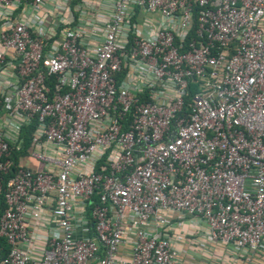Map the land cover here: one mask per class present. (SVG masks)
Segmentation results:
<instances>
[{
	"label": "built area",
	"instance_id": "1",
	"mask_svg": "<svg viewBox=\"0 0 264 264\" xmlns=\"http://www.w3.org/2000/svg\"><path fill=\"white\" fill-rule=\"evenodd\" d=\"M0 240L264 264V0H0Z\"/></svg>",
	"mask_w": 264,
	"mask_h": 264
},
{
	"label": "trees",
	"instance_id": "2",
	"mask_svg": "<svg viewBox=\"0 0 264 264\" xmlns=\"http://www.w3.org/2000/svg\"><path fill=\"white\" fill-rule=\"evenodd\" d=\"M33 128V125H31V126H29L27 129H25L24 130V132H23V137H24V140H25V145H27L28 144V135H29V133H30V130ZM0 247H1V249H0V258H2L4 255H5V253H6V251H7V248H6V245H5V243H3L1 240H0Z\"/></svg>",
	"mask_w": 264,
	"mask_h": 264
},
{
	"label": "rangeland",
	"instance_id": "3",
	"mask_svg": "<svg viewBox=\"0 0 264 264\" xmlns=\"http://www.w3.org/2000/svg\"><path fill=\"white\" fill-rule=\"evenodd\" d=\"M215 246V248L217 249V250H219V249H221V248H223L224 246H222V245H214Z\"/></svg>",
	"mask_w": 264,
	"mask_h": 264
}]
</instances>
